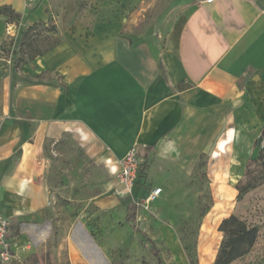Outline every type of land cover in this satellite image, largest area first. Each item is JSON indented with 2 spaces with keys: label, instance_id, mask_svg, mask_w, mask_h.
<instances>
[{
  "label": "crops",
  "instance_id": "0c3cea01",
  "mask_svg": "<svg viewBox=\"0 0 264 264\" xmlns=\"http://www.w3.org/2000/svg\"><path fill=\"white\" fill-rule=\"evenodd\" d=\"M3 5L20 17L10 21L0 13V215L19 225L20 258L38 249L36 233L26 228L41 226L47 236L52 229L47 141L62 132L99 146L110 176L138 144L144 171L137 172L134 195L159 187L152 200L159 220L178 198L161 196L165 187L192 176L201 159L214 164L216 184L237 194L264 133V0H192L166 33L152 31L138 12L60 26L49 0ZM51 16L60 38L19 64L23 31ZM7 58L14 67L5 66ZM116 192L96 200L110 210L100 218L103 233L120 231L113 222L121 209ZM77 226L86 242L67 244L68 264H108L103 244L90 238L83 221ZM24 241L30 245L22 250Z\"/></svg>",
  "mask_w": 264,
  "mask_h": 264
},
{
  "label": "rangeland",
  "instance_id": "374dc122",
  "mask_svg": "<svg viewBox=\"0 0 264 264\" xmlns=\"http://www.w3.org/2000/svg\"><path fill=\"white\" fill-rule=\"evenodd\" d=\"M49 2L53 13L59 18L60 26L80 17L114 18L121 21L130 13L138 12L137 16L144 17L147 27L149 26L152 31L154 28L161 29L163 33L170 27L179 25L192 4V0H49ZM53 21L51 16L48 23L33 25L26 41L30 46H26L27 48L24 46L26 54L41 51L60 38ZM15 62L13 59L12 63H5V66L14 67ZM263 137L264 133L255 142L259 150L264 148ZM54 139L47 141L49 155L47 183L52 197L49 205L52 222L50 234L45 235L46 229L41 226L26 228V231L36 233L38 249L22 258L15 253L14 258L0 264H68L67 244L81 245L86 242V238L78 231L77 225L81 221L84 222V228L90 238L99 246L103 244L107 249L110 256L108 264H158L149 249L146 239L148 237L160 249L164 264H212L222 239V233L217 230V223L221 216L230 213H235L247 224L258 225L259 230L249 252L229 264H264V156L259 158L257 154L256 158L247 164L241 182L248 179L262 182L247 191L240 200L236 199V195L229 193L225 186L215 183L214 164H205L201 159L195 165L192 176L177 185L165 187L161 196L178 198L168 201L165 206L170 212H166L159 220L153 214L157 203L155 206L152 200L145 201L150 192V185L146 186L145 195L136 198L134 184L131 191L124 185L122 190L118 188L121 182L118 176H110L101 163L99 146L93 144L91 147L71 132H62ZM229 187L231 186H226ZM117 190L116 193L122 195L119 204L121 209L113 216V222L120 231L103 233L100 218L110 210H102L96 200ZM215 201L218 202L203 219V215ZM133 215H136V220ZM142 224H148L152 230L143 231L142 228L145 227H141ZM157 224H169L172 227L158 228ZM19 231V225L10 222L8 241L13 252L18 246L14 243V236ZM65 237L66 239H63ZM29 245V241H24L21 249Z\"/></svg>",
  "mask_w": 264,
  "mask_h": 264
},
{
  "label": "trees",
  "instance_id": "16d2710c",
  "mask_svg": "<svg viewBox=\"0 0 264 264\" xmlns=\"http://www.w3.org/2000/svg\"><path fill=\"white\" fill-rule=\"evenodd\" d=\"M0 13L7 16L10 21H18L19 14L16 13L10 6L3 5L0 7ZM33 28V26L28 27L23 31V42L21 43V51L22 55L18 58V63H22L27 59H32L35 55L40 54L43 50L35 52L33 54H26V46H30V44L26 41L29 38V31ZM25 46V48H24ZM23 47V48H22ZM24 54L26 57H24ZM264 156V148L260 149V153L258 155L259 158ZM139 173L144 171V166L140 165L138 169ZM264 181V180H263ZM262 182V181H261ZM261 182L252 181L248 179L244 182H239L236 185V199L240 200L242 196L252 188L259 185ZM217 230L222 233V239L219 243L215 258L212 264H229L233 260L243 256L253 246L259 226L247 224L245 220L240 218L238 215L234 213H230L229 215L223 217L217 226ZM147 243L149 244V249L152 254L156 257L158 264H164L161 258V251L155 245V243L146 238Z\"/></svg>",
  "mask_w": 264,
  "mask_h": 264
},
{
  "label": "built area",
  "instance_id": "2783aa9c",
  "mask_svg": "<svg viewBox=\"0 0 264 264\" xmlns=\"http://www.w3.org/2000/svg\"><path fill=\"white\" fill-rule=\"evenodd\" d=\"M33 0H26L27 4H30ZM211 0H200V5ZM6 63L10 62V59H5ZM264 145V141H263ZM140 147L138 144H133L119 160V169L116 174L120 182L125 188L131 191L137 176L138 169L141 164ZM160 192V188L156 187L150 190L146 196L145 201L153 200ZM9 220L0 215V262H6L15 257V251L13 252L10 242L8 241V229Z\"/></svg>",
  "mask_w": 264,
  "mask_h": 264
}]
</instances>
